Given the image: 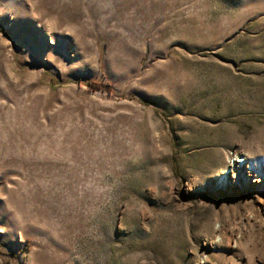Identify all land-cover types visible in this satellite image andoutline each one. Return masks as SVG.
Wrapping results in <instances>:
<instances>
[{
  "label": "rangeland",
  "instance_id": "1",
  "mask_svg": "<svg viewBox=\"0 0 264 264\" xmlns=\"http://www.w3.org/2000/svg\"><path fill=\"white\" fill-rule=\"evenodd\" d=\"M0 264H264V0H0Z\"/></svg>",
  "mask_w": 264,
  "mask_h": 264
},
{
  "label": "bare ground",
  "instance_id": "2",
  "mask_svg": "<svg viewBox=\"0 0 264 264\" xmlns=\"http://www.w3.org/2000/svg\"><path fill=\"white\" fill-rule=\"evenodd\" d=\"M236 162V161H235Z\"/></svg>",
  "mask_w": 264,
  "mask_h": 264
}]
</instances>
